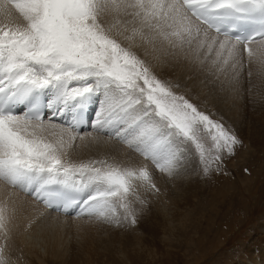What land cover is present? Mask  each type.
<instances>
[{
    "label": "snow or ice",
    "instance_id": "6c2138e0",
    "mask_svg": "<svg viewBox=\"0 0 264 264\" xmlns=\"http://www.w3.org/2000/svg\"><path fill=\"white\" fill-rule=\"evenodd\" d=\"M197 80L264 103V0H0V180L74 215L78 232L130 231L139 189L162 195L157 171L174 181L197 154L203 174L223 173L243 144L181 91ZM93 132L123 146L119 162L64 159ZM8 222L0 205L5 241Z\"/></svg>",
    "mask_w": 264,
    "mask_h": 264
},
{
    "label": "bare ground",
    "instance_id": "6f19581e",
    "mask_svg": "<svg viewBox=\"0 0 264 264\" xmlns=\"http://www.w3.org/2000/svg\"><path fill=\"white\" fill-rule=\"evenodd\" d=\"M13 11L15 13V10ZM15 17L17 23H26L23 21V18L19 16V13H15ZM112 22L115 23L114 21ZM253 76L256 75L253 73ZM261 104H263L262 108L264 109V103ZM94 111L95 107L93 106V108L90 109L91 117L89 121H92ZM257 125H264V119H257L256 126ZM79 131L83 134L85 131H92V129L90 127H82ZM97 135H99V138L96 140H93L91 137L86 138L84 141L77 140L76 144L79 145V147L71 150L69 155L65 156L64 159L74 163H80L87 162L88 160L105 158L111 161L115 156L119 162L122 158L121 153L123 151V146L115 139L108 140L106 134H97L93 132V136ZM241 157L248 159L246 163L248 168L253 165L260 168L264 165V148L254 151L246 149ZM182 176L174 181H169L157 171L155 173V179L157 186L161 188L162 192L159 198L153 197L150 193H145L142 188L139 189L140 197L147 200L141 213L147 215L146 218L150 223V229L153 233V243L148 242L144 235L140 234L126 239L117 235L110 236L113 229L98 225L95 222H89V224L81 230L86 232L91 231V241L87 243V246H93L94 248L92 249H96L97 253H99V249L108 251V249L111 248L112 257L117 260L119 264H219L220 257L225 258L222 260L223 264H264V249L252 256L244 254L236 259L228 257V254H226L227 252H224L227 256H222L223 250H225L228 244L220 245L217 252H215V250L213 252L205 251L210 248L215 249L218 246L215 242L213 233L219 227L221 221L227 222L229 219L234 222L236 227H239V223L231 215L233 211L238 209L235 205L237 197L240 196L241 200H245L244 202H246L243 192H248L249 188L250 192H256V188L258 189V187L246 186L244 188L239 181H226L224 184L227 186H224L223 189L216 187L217 189L214 191L213 197H210L207 201L204 198H206L209 189L206 186L208 183H205L203 177L201 180V189L204 197L201 200L193 199L184 201L181 199V195L178 194L180 191V184L182 183V180L180 181ZM263 177L264 170H262L261 173H253L251 178L258 181ZM209 178H211V176ZM218 195L222 198L219 201V206H222L221 212L214 208L217 204L215 197ZM223 201H226L229 205L231 204L234 209H226L223 211ZM210 202L212 205H210ZM5 204L7 205L9 214V238L7 243L15 246L17 252L20 254V256L14 260H7L9 264H33L35 261L36 263L43 262L44 258L54 257L60 246L67 243L64 241V238L58 236L61 229L67 227L72 228L73 231H77L75 225L83 223V221L77 219L74 215H64L45 209L39 201L22 192L17 186L0 180V205ZM193 205H200L199 207L202 208L201 211L203 214L199 219L196 218L197 221L195 219L192 220L193 218L191 219L190 216V206ZM120 211L123 210L121 209ZM186 215H188L189 218L184 222L183 217ZM194 221H196V224ZM54 222H60L61 226L53 230L50 225ZM29 224H31V227H29ZM250 232V241L253 242L260 239L264 241V225ZM258 234L261 236L257 238ZM0 235L3 237L2 232H0ZM86 236H84V238ZM180 246L188 248V253H185L183 258L177 262V252ZM244 248L245 246H242L241 251H244ZM211 257L213 258L212 260L209 259ZM237 259L239 260L235 261Z\"/></svg>",
    "mask_w": 264,
    "mask_h": 264
},
{
    "label": "rangeland",
    "instance_id": "374dc122",
    "mask_svg": "<svg viewBox=\"0 0 264 264\" xmlns=\"http://www.w3.org/2000/svg\"><path fill=\"white\" fill-rule=\"evenodd\" d=\"M114 22L116 23V21ZM117 27H120V25H117ZM246 55L247 54L245 53V56ZM153 66L156 67L158 71L163 67L161 62L158 60L153 61ZM245 67L247 70V63ZM253 70L255 69L253 68ZM253 73L255 75V71H253ZM244 75L247 79V71H245ZM251 80L252 85H249L248 87L251 88V92L254 94L261 89V85L259 84L256 76H252ZM181 91H188L193 100L197 102L203 110L211 113L213 118L222 119L226 126L243 142V144L237 147L235 155L225 158L223 173L210 172L207 175L203 174L201 171L202 165L199 161L198 155L193 154L190 156L187 170L182 174L183 176L180 179V181L182 180V183L180 184V191L178 194L181 195V199L184 201H190L193 199L201 200L204 197L201 189V180L203 177L205 183H208L206 185L209 189V192L206 194V198H208H204L207 201L210 199V197H213V193L217 189L216 187L223 189L224 186H227L224 184L226 181H239L244 186V188L246 186L258 187V189L256 188V192H250V188L248 189V192H243L246 202H244L245 200H241L240 196L237 197L235 205L238 209L233 211L231 215L239 223V227H236L234 222L229 219L227 222L221 221V224L213 233L215 242L219 247L217 246L215 249L210 248L205 250L210 252L215 250V252H217L220 248V245L228 244V246L225 247V250H223L222 256L225 255L224 252H227L226 254H228V257L234 259L244 254L247 256H252L258 253V251L264 249V241L262 239L253 242L250 241V231L256 228L258 229L259 226L264 225V177L260 178L258 181L253 180L251 177L253 173H261L262 170H264V165L260 168L256 165L248 168L246 166L248 159L242 158L241 155L246 149L254 151L264 148V125L256 126L257 119H264V109L262 108L263 104L252 99L251 95H249L248 99L243 98V96L240 98H235L232 95H218L215 90L210 89L209 86L201 83L199 80L191 82L188 89H181ZM245 169L248 171L245 172ZM208 176H211L213 179L209 178ZM221 199L222 198L220 195L215 197L217 204L214 206V208H216V210L219 212H221L222 207L219 206V201ZM210 205H212L211 202ZM222 205L224 206L223 211L226 209H234L231 204L229 205L226 201H223ZM199 206L200 205L190 206V216L191 219L193 218L192 220H196V218L199 219L203 214L201 211L202 208ZM146 217L147 215L141 212L138 213V224L130 231L123 229H113L110 236L117 235L123 239H126L140 234L144 235L148 242L153 243V233L150 229V223ZM188 218V215L183 217L184 222L187 221ZM196 221H194L195 224ZM71 229L72 228L67 227L61 229L62 233L60 231L58 236L64 238V241L67 243L60 246L54 257L44 258L43 262H37L38 264H119L118 261L112 257L113 255L110 251L111 248L108 249V251L99 249V253H97L96 249H92L94 248L93 246H87V243L91 241V231L78 232ZM84 236L86 237L84 238ZM260 236L261 235L258 234L257 238ZM0 246H4L3 251L0 252V257H3L6 260H14L20 256L15 246L7 243V241H5L1 235ZM242 246H245L244 251H241ZM185 253H188V248L180 246L178 248L176 261L179 262ZM209 259L212 260L213 258L211 257ZM224 259L225 258L220 257L219 264H223L222 260ZM238 260L239 259L235 261ZM37 263L35 261L33 264Z\"/></svg>",
    "mask_w": 264,
    "mask_h": 264
}]
</instances>
